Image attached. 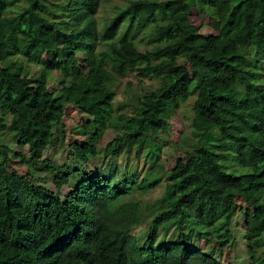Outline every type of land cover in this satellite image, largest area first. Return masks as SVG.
<instances>
[{
    "label": "trees",
    "instance_id": "obj_1",
    "mask_svg": "<svg viewBox=\"0 0 264 264\" xmlns=\"http://www.w3.org/2000/svg\"><path fill=\"white\" fill-rule=\"evenodd\" d=\"M16 1L0 0V139L11 134L17 147L0 141V264H221L240 212L250 264H264V84L238 90L241 68L264 78V0H130L100 26L101 0L58 4L64 22L47 15V0H33L26 22L36 24L14 50L3 17ZM205 10L208 27L192 19ZM30 64H42L45 77L26 76ZM134 66L158 85L133 112L117 113L112 85ZM53 71L61 78L51 89ZM192 96L193 141L163 168L157 138L171 129L169 108ZM69 106L87 115L77 126L87 145L76 156L110 154L112 163L78 177L66 167V181H75L63 194L31 175ZM109 129L115 136L102 149ZM12 151L25 174L12 167ZM132 156L143 161L138 170ZM162 182L160 203L137 234L144 215L123 199Z\"/></svg>",
    "mask_w": 264,
    "mask_h": 264
},
{
    "label": "rangeland",
    "instance_id": "obj_2",
    "mask_svg": "<svg viewBox=\"0 0 264 264\" xmlns=\"http://www.w3.org/2000/svg\"><path fill=\"white\" fill-rule=\"evenodd\" d=\"M33 0H17L16 4L11 8V10L3 17L4 22L6 23L9 29V42L13 44L14 50L18 49V44H21L26 41L27 37L31 34L36 24V21L33 20L32 28L29 27V24L26 22V17L29 15L26 12L28 5ZM48 7L51 9L48 12V16L56 22L69 21V18L66 15H61L54 12H57L59 7L58 4L75 5L79 4L78 0H47ZM101 6L99 7L98 12L95 15L97 24L100 26L103 23L107 22L117 10V7L126 5L130 0H101ZM89 2V0L85 1ZM57 10V11H54ZM47 12V11H46ZM200 17V18H199ZM192 19L198 24L203 22L204 26L211 25L212 18L208 11H200L199 14L196 12L193 13ZM201 19V20H200ZM13 59L16 61L21 60V56L18 54L13 55ZM43 58L47 60L48 55H43ZM192 66L198 65V60L191 61ZM42 64H30L26 69V76L29 78L36 77H45ZM240 82L238 90L241 94L244 92L246 87H251L259 84H264V78L262 73L259 70H252L251 68H241L239 72ZM61 75L58 71H53L51 77L47 78L48 85L52 87L58 86L57 83ZM158 85V82L150 76L142 74V71L138 67H131L123 76L118 77L115 83L112 85V88L116 92L115 100V109L117 113H131L138 105L139 99L142 95L148 93L150 90L154 89ZM247 94V93H246ZM194 96H192L186 102L181 103L176 108H169V112L172 114L171 118V129L161 134L157 141L161 144V161L160 163L164 166L163 168L169 169L175 163V160L178 155H182L185 151V146L191 145L193 141L194 130L191 127L192 119L194 117L193 104ZM87 119V115L80 113L76 110L75 107L69 106L67 108L65 117H64V127L63 130H58L57 140L45 151L44 157L36 164V170L31 175V179L36 184H42L51 189L57 190V188L62 189V193L66 194L72 190V183H74V177H70L66 181L64 174L62 173L66 167L69 170L75 172L74 176L78 177V174L83 171H91L96 168H104L107 170L109 165L112 163V160L109 155H104L101 153V157L96 159H83L78 158L76 155L79 151H83L86 147L85 137L79 133L78 127ZM10 124V123H9ZM8 124V128L10 125ZM115 136L114 130L109 129L100 146L102 149L108 144V141ZM4 139L0 141L7 142L9 146L16 152L17 147L14 142H11V134L9 136H3ZM12 151V167L19 170L21 173L25 174L27 171V165L22 163L20 158L13 155ZM23 152L27 153V149H23ZM47 159L53 166V171H44L43 170V160ZM126 157L121 154L118 158L119 164L126 162ZM131 165L134 168L139 169L140 164H143V161H139L134 156L131 157ZM229 166L230 171L241 172V167H238L234 161L226 162ZM148 166V163L145 165V168ZM238 169V170H236ZM62 175V177H59ZM165 182L157 184L154 188L147 192H142L139 189H133L131 193L126 196L123 200L126 201H137L140 207V211L144 215V220L140 223L139 226L135 228L137 234L142 233L146 230V227L151 220V209L155 208L158 205L159 198L165 191ZM241 204H246L239 199ZM152 207V208H151ZM151 210V211H150ZM232 229L235 235L234 243L231 247L226 248L223 254L220 256L221 264H250V255L248 252L247 240L244 237L246 230L245 226V217L242 212H240L234 219L232 224ZM163 247V245H162ZM161 247V248H162ZM160 248V247H159ZM178 247H174L176 251ZM179 250V249H178Z\"/></svg>",
    "mask_w": 264,
    "mask_h": 264
}]
</instances>
